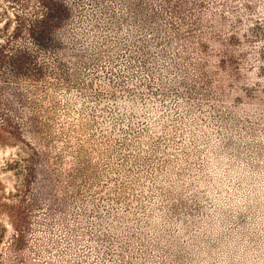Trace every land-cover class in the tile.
Wrapping results in <instances>:
<instances>
[{
	"label": "rangeland",
	"instance_id": "1",
	"mask_svg": "<svg viewBox=\"0 0 264 264\" xmlns=\"http://www.w3.org/2000/svg\"><path fill=\"white\" fill-rule=\"evenodd\" d=\"M4 42L0 264L264 260V0H0Z\"/></svg>",
	"mask_w": 264,
	"mask_h": 264
},
{
	"label": "clouds",
	"instance_id": "2",
	"mask_svg": "<svg viewBox=\"0 0 264 264\" xmlns=\"http://www.w3.org/2000/svg\"><path fill=\"white\" fill-rule=\"evenodd\" d=\"M223 225H216V233L225 231ZM253 253L245 255L244 237L239 233L233 235L227 245V250L222 251L219 257V264H253ZM259 264H264V260H260Z\"/></svg>",
	"mask_w": 264,
	"mask_h": 264
},
{
	"label": "trees",
	"instance_id": "3",
	"mask_svg": "<svg viewBox=\"0 0 264 264\" xmlns=\"http://www.w3.org/2000/svg\"><path fill=\"white\" fill-rule=\"evenodd\" d=\"M40 5H41V2H39ZM44 7V5H43ZM46 9V13L44 12V14H42L41 16L39 17H36L35 19V24H33L32 26H29V30H28V36L32 39V40H35V35L37 34V31L38 29L40 28V25L42 22H45V17H47L49 15V12H47L49 9L48 8H45ZM27 30V29H26ZM6 43L4 42V44H0V56L2 54V52H5L6 51ZM25 52H28V51H25ZM21 54H25V53H21Z\"/></svg>",
	"mask_w": 264,
	"mask_h": 264
}]
</instances>
